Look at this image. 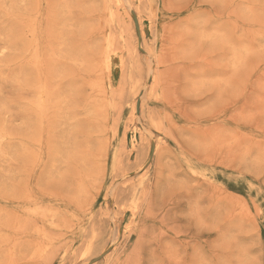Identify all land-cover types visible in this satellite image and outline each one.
I'll list each match as a JSON object with an SVG mask.
<instances>
[{
	"label": "rangeland",
	"instance_id": "1",
	"mask_svg": "<svg viewBox=\"0 0 264 264\" xmlns=\"http://www.w3.org/2000/svg\"><path fill=\"white\" fill-rule=\"evenodd\" d=\"M0 264H264V0H0Z\"/></svg>",
	"mask_w": 264,
	"mask_h": 264
},
{
	"label": "bare ground",
	"instance_id": "2",
	"mask_svg": "<svg viewBox=\"0 0 264 264\" xmlns=\"http://www.w3.org/2000/svg\"><path fill=\"white\" fill-rule=\"evenodd\" d=\"M116 4H118V3H116ZM111 39V38H110ZM108 49V48H107ZM108 57H110V56H108ZM123 59V58H122ZM109 64V63H108ZM140 94H141V92H140ZM114 105V104H113Z\"/></svg>",
	"mask_w": 264,
	"mask_h": 264
}]
</instances>
